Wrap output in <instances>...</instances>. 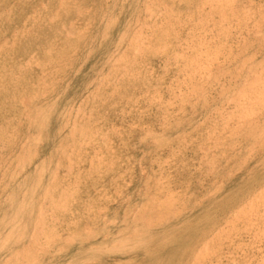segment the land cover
<instances>
[{
    "label": "rangeland",
    "instance_id": "374dc122",
    "mask_svg": "<svg viewBox=\"0 0 264 264\" xmlns=\"http://www.w3.org/2000/svg\"><path fill=\"white\" fill-rule=\"evenodd\" d=\"M144 3L151 1L0 0V263L10 262L11 255L19 252L26 242V237L16 239L20 233L18 224H24L29 232L41 225L37 210L41 200L50 218L52 203L42 193L50 184L60 156L64 165L53 184L57 185L55 194L62 195L68 187L69 181L66 183L65 179H70L69 175L75 177L76 183H86L90 188L88 201L99 202L101 208L107 204L108 218L100 226L108 227L113 234L105 243L118 239L116 232L124 228L121 222L124 216L130 220L139 213L148 193L158 188L154 179L159 181L160 188L171 189L172 194L184 196V201L190 204L174 221L171 219L156 228L159 235L149 241L147 248L102 254L98 264L123 261L162 264L169 255L168 264L176 263L182 256L181 251L212 225L213 235L222 230L225 238L216 249L218 254L209 256L206 264H264V236L257 235L262 226L258 219L264 218L263 198L258 199L251 214L234 219V226L230 223L235 201L240 196L246 198L254 192L252 189L264 183V144L254 147L249 138L231 133L233 125L227 127L226 121L221 122L224 116L218 109L222 110L225 103L221 88L214 86L204 101L195 100L191 109L185 107L169 94L170 89L177 90L183 78L186 79L181 62L172 54L166 68L161 56L144 61L141 55L146 52L140 44L142 51L130 70L132 82L125 89L119 87L122 73L113 63L124 51L136 53L138 45L131 47L130 39L134 38L136 22L143 18ZM154 10L159 11V6ZM184 36L180 32L178 37ZM239 63L225 65V70H233ZM40 68L45 70V81L44 85L39 83L41 88L36 91L39 84L34 81L38 82L39 78L34 74ZM17 69L18 79L2 86L8 81L3 78L10 79L12 70ZM115 76L119 80H114ZM24 77L33 86L26 85ZM111 82H120V85L118 88L106 86ZM39 92L41 95L37 97ZM23 95L49 117L46 127L27 128L20 109ZM224 107L228 112L233 110L232 106ZM213 123L226 129L227 134L211 133ZM73 124L77 131L71 135ZM82 125H87L83 135L78 129ZM3 128L9 137H2ZM39 135L41 142L36 144L35 137ZM218 135L227 137L226 148L212 142ZM35 145L40 150L38 156L30 163L26 160L21 168L23 153L29 154L32 149L28 151V148ZM250 146L254 147L252 151ZM221 152L231 156L229 160L219 161ZM70 153L75 167L73 174L66 168ZM203 153L211 155V161L219 163L230 174L222 179L219 173L214 179L213 174L207 173ZM13 172L16 176L10 178ZM218 185L220 190L211 197V191ZM61 209L52 216L58 233L75 231V227L61 225L56 219L67 216ZM116 217L119 222L108 225L107 220ZM246 221H257L259 227H245ZM82 224L83 221L79 222ZM13 228L17 230L1 244ZM77 228L80 230L81 226ZM88 248L85 246L82 250L85 252ZM78 252L77 247H72L58 255L54 264H84L69 262Z\"/></svg>",
    "mask_w": 264,
    "mask_h": 264
},
{
    "label": "bare ground",
    "instance_id": "6f19581e",
    "mask_svg": "<svg viewBox=\"0 0 264 264\" xmlns=\"http://www.w3.org/2000/svg\"><path fill=\"white\" fill-rule=\"evenodd\" d=\"M145 1H151V3H144L143 18L138 19L136 22V31L133 32L134 38L130 39L131 47L138 45L136 47V53L134 51L132 53L124 51L113 63L114 68L122 73L120 74L122 84L119 87L125 89L129 85L127 83L131 81L129 77L130 70H133L134 64L137 62V54L142 51L140 45H143V50L146 52L145 55H141L144 56V61H148L152 57L156 58V56H161L163 58L164 68H166L170 59L169 55L172 54L181 62V70L186 72V79H188L186 81L183 78L184 81L176 87L177 90L170 89L169 94L173 98L177 99L180 104H184L185 107L191 109L193 108V102L195 100L204 101L206 98L204 96L208 90L218 85L222 91L220 95L225 99V103L221 102L223 109H218L220 114L224 116L221 118V122L226 121L224 125L227 127L228 125H233L235 128L234 130H230L231 133H240V136L244 135L247 140L249 138L250 141L252 140L254 147L264 144V0H258V2L255 0ZM158 6L160 10H154ZM187 24L188 27L186 26ZM187 28H189V31ZM180 32H184L185 36L178 37ZM66 37L69 38V35ZM236 62L240 63L233 70H225ZM225 65L229 66L224 67ZM43 69L40 68V72L34 74L37 80L39 78L38 82L34 81L35 84L40 83L44 85L45 70ZM18 70H12L9 75L11 76L10 79L4 77L3 80L8 81L4 82L2 86H7L9 85L8 83L11 84L12 79H18L16 76L19 73ZM114 80L119 79L115 76ZM222 80L227 81V83H221ZM24 81H26V85L33 86L32 81H27L25 77ZM40 84L37 85L38 88L36 87V91L40 90ZM109 85L118 88L120 82L106 84V86ZM28 86L24 87L28 88ZM104 88L105 85L103 84L102 89ZM26 90L22 91L26 92ZM156 93L158 97H161L158 91ZM40 95L41 92L37 94V97ZM94 97L95 95L92 94L91 98ZM20 103V109H23L25 125H27L28 129H31L35 125L42 128L46 127L49 117L45 115V112L41 108L33 104L31 99L24 95L21 97ZM224 106H232L233 110L231 112L229 111V113ZM216 125L214 124L212 127L211 133L220 132L219 134H227L226 129ZM86 126L82 125L78 128L81 129V135L86 133ZM76 127L73 124L71 135L77 131ZM1 132L2 137H9L8 132L4 128ZM213 141L216 145L221 144L226 148L224 144L227 141V137L224 138V136L221 137L218 135L212 139ZM39 142H41L40 135L35 137V143L37 144ZM254 147L250 146V149L248 148L249 151H252ZM28 151L29 154L25 151V154L23 153L24 156L20 159L21 168L25 165L26 160L30 163L33 158L37 157L40 150L35 145L33 148H28ZM226 155L225 152H221L218 160L225 161L227 158L229 160L231 156L228 157ZM71 156V153L67 155L68 165H66V168L69 174H73L75 168L72 166ZM202 160L206 161L208 167L207 173L213 174L214 179H217L216 176L219 173L222 179L230 174L229 170L221 169L219 163L211 161V155L203 153ZM63 165L60 156L57 157L55 171H52L50 184L45 187L42 193L43 198L52 203L53 209H51L50 218L46 216L45 203L41 200L37 205V210L39 211L38 222H41V225L29 232L24 224H18L20 233H17L16 239L20 241L26 237V242H24L25 244L19 252L16 251L11 255L10 262H1L0 264H54V260L57 259L56 257L58 255L65 253L72 247H77L79 252L71 257L70 263L81 261L84 264H98L102 254L114 252L124 253L131 249L147 248L149 241L152 238H157L159 235L156 228H160L168 223L169 220L181 216L185 207L190 206L186 202L188 200L184 201L186 199L184 196L172 194L171 189L160 188L161 184L154 179V184L156 183L158 188L148 193L149 196L146 198L142 208L139 209V213L137 215L135 214V217L130 220L124 216L121 219V222L124 223V228L121 227L116 232L118 239L110 243H105L113 234L111 231H108V227L100 226V222L108 218L105 214L108 212L107 204L105 207L103 206L104 208H101L99 202L95 203L94 200L92 202L88 201L90 188L86 183H76L75 177L69 175L70 179H65L66 183L69 181L68 187L62 192V195L57 196L55 194L57 185L54 186L53 184L57 179L59 169ZM15 173L13 172L10 178ZM69 187L71 190L68 189ZM220 188L219 185L215 186L214 190L210 193L212 195L211 197ZM147 190L149 191V189ZM252 190L254 192L251 191L250 196L247 195L246 198L240 196L239 200L235 201L236 205L234 203L233 207H236V209L231 212L234 218L230 220L232 226L235 225L234 222L239 217L247 215L248 213L251 214L255 210V203L258 202L259 198L262 197L264 200V183L259 184ZM257 191L259 193H255ZM80 194L82 195L80 196ZM60 209L65 211L67 216L62 219L57 217L56 219L62 222L61 225L67 223L75 227V231L66 230L58 233L57 223H55L56 221H54L52 216L55 211ZM262 217L258 219V222L263 226H260L262 227L261 229L256 224L257 221H246L244 222L245 227L257 225L259 227L258 231H261L257 235L261 236L262 234L264 236V218ZM82 221L84 224L79 225V222ZM107 222H109L108 225H116L119 219L117 217L110 218ZM76 226H81V229H76ZM16 230L17 228L6 234L4 239L1 238V244L13 235ZM213 232L214 225L210 229L205 228L204 232L194 240L191 246L181 251V255L184 258L181 256L173 264H206L209 256L212 257L214 254H218L219 250L216 249H218L222 240L225 238L223 236L224 231L221 230L214 235ZM95 242L98 243L97 246L93 245ZM85 246H89V248L84 252L82 249ZM170 260L169 255L164 259L162 264H168ZM117 264H131V262L123 261Z\"/></svg>",
    "mask_w": 264,
    "mask_h": 264
}]
</instances>
